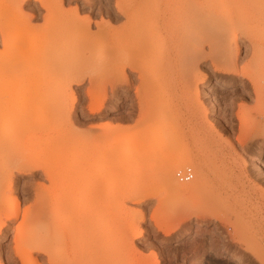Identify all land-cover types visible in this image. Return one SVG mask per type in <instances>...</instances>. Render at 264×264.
Instances as JSON below:
<instances>
[{
    "label": "rangeland",
    "instance_id": "374dc122",
    "mask_svg": "<svg viewBox=\"0 0 264 264\" xmlns=\"http://www.w3.org/2000/svg\"><path fill=\"white\" fill-rule=\"evenodd\" d=\"M16 1L0 0V264H264V23L213 29L264 0ZM129 1L149 21L139 30L152 42L125 65V79L121 32V43L115 34L103 43L102 30L127 23L114 14ZM27 22L32 33L20 34ZM137 32L133 45L143 43ZM132 35L128 57L138 47L129 49ZM56 157L68 167L86 162L87 180L67 178L65 166L57 177ZM29 162L48 163L56 180L18 171ZM185 166L195 177L181 183L176 171ZM95 170L104 176L98 190ZM37 213H50L48 221ZM42 240L47 252L31 249ZM88 242L99 249L90 253Z\"/></svg>",
    "mask_w": 264,
    "mask_h": 264
},
{
    "label": "bare ground",
    "instance_id": "6f19581e",
    "mask_svg": "<svg viewBox=\"0 0 264 264\" xmlns=\"http://www.w3.org/2000/svg\"><path fill=\"white\" fill-rule=\"evenodd\" d=\"M132 1V0H131ZM141 1V0H140ZM234 1V0H233ZM60 2H61V5H62V0H60ZM130 2V1H129ZM229 2V4H231V5H234V3L235 4H238V2H232V1H228ZM30 4V3H32V1L31 0H17L16 1V4L14 3L13 5L14 6H16L17 8L18 7H22V5L23 4ZM59 3V2H58ZM131 3V4H130ZM129 4H127V5H123L121 2H118V4H117V8H118V10L119 11H117V13H115L114 14V17H122V16H126L129 20L127 21V23H125V24H123L121 27H119L118 28V30L116 29L117 27H112L110 24H108V25H105L104 26V28H103V30H102V32H103V34H102V38H104L103 40H106V39H108L110 36H112V34H115V36H114V38L113 37H110L109 39L110 40H112V38H113V40L112 41H115V39H116V41H119L120 43H121V39L124 41H122L123 43H122V49H120V50H122V51H120L119 50V53H120V57H118L119 59H120V61H121V68L123 67V76H124V78L125 79H128L127 77H126V70L124 71V69H125V65L126 64H128V66L129 65H132L133 64V62L135 61H137L138 62V60H142V57H144L146 54H147V52L149 51V44H151V42H152V40L151 39H149V36H148V33L146 34V36H147V38L144 36L143 37V33H144V30L142 31H140L139 29H141V27H149V25L150 24H148V20H147V18L145 17V16H141V14L140 13H136V10L138 9H136V6H135V4L137 3H132V2H130ZM138 3H139V1H138ZM33 4V3H32ZM227 5H228V3H226ZM226 4H224L225 6H226ZM212 5H215L214 3H212ZM252 5H254V4H252ZM251 5V6H252ZM224 6V7H225ZM236 6V5H235ZM246 7V15L245 14H242L243 16H239V17H237V18H234V17H231V16H229V14H228V16L230 17V19H229V17L227 18V22H226V20L224 21L223 20V22L221 21V22H219V23H217V22H215V23H217V24H215L214 23V30L216 31V33H218V35L220 34V33H227V32H229L230 30H233L234 31V29H235V27H237L236 25L238 24V25H240L239 23H243L244 21L246 22V25L248 24H250V23H252V24H256V23H254V22H262V24L264 23V4L263 5H259V3H258V5H256V6H253V7ZM41 7H46L48 10H50V7L48 6V5H46V3H44V2H42V4L40 3V4H38V3H36V2H34V5H33V9L35 8V9H37V10H39ZM210 7H212V6H210ZM217 7V6H216ZM227 7H229V5L227 6ZM233 7V6H232ZM14 8V7H13ZM214 8H215V6H214ZM214 8H212V9H214ZM52 9V8H51ZM136 9V10H135ZM243 9V8H242ZM241 9V10H242ZM228 10V9H227ZM231 10V9H230ZM241 10L240 11H238L239 13L241 12ZM33 11V10H32ZM113 11V10H112ZM243 11H245V10H243ZM36 12V11H35ZM137 12H138V10H137ZM242 13V12H241ZM244 13V12H243ZM38 14V13H37ZM138 14V15H137ZM236 14V13H235ZM231 15V14H230ZM35 16H38V15H36L35 14ZM47 16H48V14H47ZM260 16H263V17H260ZM232 18V19H231ZM260 18L261 19H263V20H261V21H259L260 20ZM49 19V18H48ZM48 19H46V21L48 20ZM228 19H229V21H228ZM159 21V20H158ZM161 21V20H160ZM31 22V21H30ZM30 22H27V24L25 25V24H23L24 26H22V27H20L19 28V26H16V27H18L17 29L19 30L18 32L20 33V34H29L32 30H33V26L31 25V23ZM90 23H91V20H90V17H88V18H86V19H83L82 20V30L83 31H87V29H88V27L90 26ZM258 23V24H259ZM47 24V23H46ZM156 24H158L159 25V22H156ZM160 24H161V22H160ZM262 24H261V26H262ZM165 26V25H164ZM164 26H163V29H164ZM16 27H15V30H16ZM146 27V28H147ZM148 29V28H147ZM136 30H138V32L137 33H139V35H142V36H139L142 40V42L143 43H140V45H138L139 43H137L138 41L136 40L135 41V43H134V45H136V43H137V48H136V46L134 47V49L136 50V52H135V50L134 49H132L133 47L132 46H134L133 44H132V42H133V39L135 38L136 39V37L135 36H133L134 34V32L136 31ZM213 30V31H214ZM17 31V30H16ZM16 31H14V32H16ZM21 31H22V33H21ZM121 32V34H120V37H121V39H117L119 36V34L117 35V33H120ZM13 32V33H14ZM18 32H17V34H18ZM101 32V33H102ZM116 32V33H115ZM141 32H142V34H141ZM167 32V31H166ZM172 32V31H171ZM32 33V32H31ZM169 33H170V31H169ZM174 33V32H173ZM4 34V33H3ZM15 34V33H14ZM14 34H12V35H14ZM20 34H18V35H20ZM24 34V35H25ZM133 34V35H132ZM171 34V33H170ZM117 35V36H116ZM130 35H132L131 37H132V39H131V42L130 43H128V45L129 44H131L132 46H130L129 45V49H130V47H131V49H132V51H134V53H136V54H134V53H132V55H130V57H128L127 56V53H126V50L127 49H125L124 48V43L126 42V40L127 39H130ZM220 35H222V34H220ZM29 36V35H28ZM127 36H128V38H127ZM119 37V38H120ZM123 37V38H122ZM124 37H125V39H124ZM10 38V37H9ZM143 38H145V40L143 39ZM5 39V38H4ZM15 39V38H14ZM134 39V40H135ZM237 39V37H235V40ZM16 40V39H15ZM250 40L253 42V46H258V42H257V40L256 39H254L253 37H250ZM128 41V40H127ZM7 42V41H6ZM103 42V41H102ZM105 42H109V41H104L103 43H105ZM119 42H117V43H119ZM9 44V43H8ZM106 45H109L108 43H106ZM105 45V46H106ZM121 45V44H120ZM119 45V46H120ZM115 46V45H114ZM17 47H19V46H17ZM21 48V47H20ZM112 48L113 49H111L110 47H109V49H108V46H107V50L109 51L110 49L111 50H117V49H115L113 46H112ZM118 48V47H117ZM22 49V48H21ZM21 49H19V50H21ZM19 50H17V51H19ZM32 50V49H31ZM35 50V49H34ZM33 50V51H34ZM110 50V51H111ZM29 51L30 50H28V52H26V53H29ZM48 51V50H47ZM22 52H23V49H22ZM31 53H33L34 54V52H32V51H30ZM54 51H52V53H53ZM130 52H131V50H130ZM19 52H17L16 54H18ZM24 53V52H23ZM31 53H29V54H31ZM45 53V52H44ZM48 53V52H47ZM46 53V54H47ZM51 53V52H50ZM146 53V54H145ZM33 54H31V56H34ZM42 54V53H41ZM49 54V53H48ZM48 54L46 55V57H48ZM54 55H55V53H53ZM107 53H106V57H107ZM110 55H111V52H110ZM110 55H108L109 57H110ZM135 55V56H134ZM49 56H51V55H49ZM52 57V56H51ZM141 57V58H140ZM147 57V56H146ZM49 58V57H48ZM51 59V58H50ZM118 63H120V62H118ZM110 65V64H109ZM120 65V64H119ZM108 66V65H107ZM131 68H132V66H130ZM134 67V66H133ZM108 68H109V66H108ZM121 74H122V71H121ZM122 75H121V77H123ZM128 76V75H127ZM250 79H253L254 77L252 76V75H250V77H249ZM125 79H122V80H124L125 81ZM123 81V82H124ZM127 81H129V80H127ZM253 81V80H252ZM128 83V82H127ZM75 100H76V96H74L73 98H72V106H74V103H75ZM249 114H251V113H249ZM248 114V115H249ZM251 118V121H249L250 120V118ZM252 118H254L253 116H248L247 117V119L245 120V123L247 122L248 123V125L250 124V122H252ZM246 123V124H247ZM248 125H246V126H248ZM260 133V132H259ZM68 147V146H67ZM71 147V146H70ZM52 148V147H51ZM59 149V148H58ZM64 149V148H63ZM48 151V150H47ZM60 149H59V153H60ZM49 152V151H48ZM45 153V152H44ZM62 153V152H61ZM60 153V154H61ZM57 154V153H56ZM30 155V154H29ZM55 155V154H54ZM54 155H52L53 157H55ZM59 155V154H58ZM58 155H57V157H58ZM21 156H23V155H21ZM26 155H24V157H25ZM62 156H64V155H62ZM33 157V156H32ZM40 157V156H39ZM55 158V161L57 162L58 161V158ZM61 157V156H60ZM60 157H59V159H60ZM86 157V156H85ZM51 158V157H50ZM27 159H28V156H27ZM33 159V158H32ZM46 159V158H45ZM44 159V160H45ZM53 159V158H52ZM57 159V160H56ZM99 159V158H98ZM61 160H62V158H61ZM61 160H59V162H55L54 163V160H53V164L51 165L52 167H53V165L55 166V168H57V170H59V169H61V168H63L65 165V161H61ZM77 160V159H76ZM80 160V159H79ZM82 160V159H81ZM85 160V159H84ZM27 161V160H26ZM23 162H24V160H23ZM62 162H64V163H62ZM69 162H70V160H69ZM74 162H76L75 160H74ZM73 162V163H74ZM80 162V161H79ZM70 164V166L68 167V165H66L65 167H67L66 169H64V171H65V173L64 172H62L63 174H66V176H68L67 178H70V176L72 175V177L74 176V181H75V178L77 179H83V178H85L86 179V177H85V175H84V171H85V169L86 168H82V166L84 167H86V165H87V163L86 162H84V165L83 164H80V165H78V163L76 164V163H74V164ZM86 163V164H85ZM17 164V163H16ZM36 164V163H35ZM48 164V163H47ZM47 164L46 165H43V164H41V163H38V164H36V165H32V163L31 162H29V163H27L26 165L25 164H23L24 166H22V165H20L19 167H18V164H17V169H18V171L20 172V171H29V172H32V173H34V172H36V170H39V169H42L44 172H45V175L47 176V177H49L50 179H52V180H56L55 178H57V177H60V176H58V175H60V174H62L61 173V171H63V169H61V171L59 172H55V175H57V177H55L54 175H53V173H54V170H52V168H51V166L50 167H48L47 166ZM94 164H96V163H94ZM93 164V165H94ZM99 164V163H98ZM90 164H88V166H89ZM92 165V166H93ZM97 165V164H96ZM95 165V166H96ZM72 166H74V167H72ZM78 166H80V167H78ZM91 166V165H90ZM92 166H91V168H92ZM207 166V165H206ZM54 168V169H55ZM69 168V170H67ZM88 169L90 168V167H87ZM91 168L89 169V170H91ZM95 167H93V169H94ZM204 168V170H205V166L203 167ZM56 170V171H57ZM67 170V171H66ZM97 170H98V168H97ZM96 171V170H95ZM94 171V172H95ZM99 171V170H98ZM206 171V170H205ZM86 172H88L87 170L85 171V173ZM60 173V174H59ZM71 173V175L69 176V174ZM89 173V172H88ZM88 173H87V175H88ZM95 174V178H94V180H93V188L95 187L96 189L97 188H99V187H102V183H103V177L104 176H102V174H100V172L99 173H97V171H96V173H94ZM61 176H63V175H61ZM66 176L65 177H63V178H66ZM99 176V177H98ZM102 176V178H101V180L99 179L100 177ZM88 177V176H87ZM168 177V176H167ZM62 178V177H61ZM62 178V179H63ZM78 179L76 180V181H78ZM57 180H59V179H57ZM69 180V179H68ZM87 180V179H86ZM103 180V181H102ZM61 181V179L58 181V182H60ZM63 181V180H62ZM73 181V178H71V182H74ZM75 181V182H76ZM83 181H85L84 179H83ZM57 182V181H56ZM57 182V183H58ZM64 183L66 182V179H65V181H63ZM79 183H80V181H78ZM102 182V183H101ZM55 183V182H54ZM56 183V184H57ZM78 183V184H79ZM196 183H198V181H194V182H192L191 184H187V186H186V189L187 190H189V191H191V192H193V191H195L196 190V186H195V184ZM61 184V183H60ZM66 184V183H65ZM95 184H97V185H95ZM68 185H70L71 186V184H70V181H69V184ZM79 185H81V184H79ZM65 185H63V187H64ZM82 188V187H81ZM173 188L176 190V189H178L176 186L174 187L173 186ZM98 190V189H97ZM71 191V190H70ZM74 192V191H73ZM97 192V191H96ZM225 192V193H224ZM226 192L227 191H223V190H219V194H222V195H224V194H226ZM65 193H66V191H65ZM69 192H67V194H68ZM97 193H99V192H97ZM94 194V193H93ZM64 195V194H63ZM84 195V194H83ZM93 196V195H92ZM96 196V195H95ZM98 196H99V194H98ZM63 197V196H62ZM65 197V196H64ZM82 197V196H81ZM86 197V196H85ZM87 197H89V196H87ZM73 198H75V197H73ZM90 198H91V196H90ZM82 199V198H81ZM93 199V198H92ZM91 199V200H92ZM101 199V198H100ZM13 204H14V212H13V214H12V211H11V215H13L12 217H17L18 216V214H19V202H18V198L15 196L13 199ZM60 200H63V198L61 199L60 198ZM59 200V201H60ZM74 200V199H73ZM84 200H85V198H84ZM90 200V201H91ZM96 200V199H95ZM97 200H99V198L97 199ZM66 201H67V198H66ZM83 201V199L81 200V202ZM65 202V201H64ZM88 202V201H87ZM95 202V201H94ZM59 203V202H58ZM57 203V204H58ZM66 203H68V202H66ZM65 203V204H66ZM70 203V202H69ZM74 203V202H73ZM96 203H99V202H96ZM82 204H84L85 205V202H83ZM91 204V203H90ZM62 205V204H61ZM76 205V204H75ZM93 205V204H92ZM95 205V204H94ZM58 206V205H57ZM89 206V205H88ZM97 206V205H96ZM1 208V207H0ZM53 210L54 209H56V208H54V207H51ZM58 208V207H57ZM60 209H61V206L59 207ZM94 208V207H93ZM6 209V208H5ZM42 209V208H41ZM40 209V210H41ZM52 209H50L51 211H52ZM76 209H77V207H76ZM80 209V208H79ZM86 209V208H85ZM98 208H96L95 210H97ZM1 210V209H0ZM59 210V209H58ZM66 210V209H65ZM91 210V209H90ZM94 210V209H93ZM101 210V209H100ZM50 211V213L52 214V212ZM87 212H88V210H86ZM41 212V211H40ZM42 212H43V210H42ZM55 212V211H54ZM58 212V211H57ZM50 213H48V214H50ZM75 213V212H74ZM95 213V212H94ZM98 213V212H97ZM100 213V212H99ZM98 213V214H99ZM9 214V213H8ZM8 214H7V216H8ZM42 214H44L43 215V217L45 218V215L47 216L48 214H45V213H42ZM55 214H57V213H55ZM96 214V213H95ZM97 214V215H98ZM26 215V214H25ZM24 215V216H25ZM30 215V214H29ZM31 215H32V213H31ZM33 215H35L36 217H38V219L39 220H41V221H43L42 219H43V217L40 215V214H38L37 213V215L36 214H33ZM53 215V214H52ZM52 215H49L50 216V218L52 217ZM90 215V214H89ZM93 215V214H92ZM102 215V214H101ZM28 216V215H27ZM49 216H48V219H49ZM80 216V215H79ZM91 216V215H90ZM100 216V215H99ZM2 217V216H1ZM40 217V218H39ZM24 218V217H23ZM79 218H81V217H79ZM82 218H83V215H82ZM89 218V217H88ZM93 218V217H92ZM100 218V217H99ZM36 219V218H35ZM46 219V218H45ZM85 220H87L86 218H84ZM91 219V218H90ZM97 219V218H96ZM47 220V219H46ZM82 220V219H81ZM89 220V219H88ZM92 220V219H91ZM99 220V219H98ZM34 221V220H33ZM48 221V220H47ZM84 221V220H83ZM93 221V220H92ZM3 222V221H2ZM40 222V221H39ZM88 222H91V221H88ZM100 222V221H99ZM4 223V222H3ZM86 223V222H85ZM42 224H43V222H42ZM45 224V223H44ZM84 224V223H83ZM87 224V223H86ZM96 224V223H95ZM3 225V224H2ZM2 225L0 224V232L3 230L2 229ZM77 226H78V224H76ZM45 226V225H44ZM53 226V225H52ZM46 227V226H45ZM28 228V227H27ZM50 228V227H49ZM86 228H88L87 226H86ZM100 228V227H99ZM42 229H44V228H42ZM27 231L29 230V229H26ZM44 231H46L47 232V230H44ZM54 231V230H53ZM50 232V231H49ZM100 232V231H99ZM30 233H32V232H30ZM44 233V232H43ZM25 234H27V232L25 231H23V230H19L18 231V233H16V237L19 239L20 237H21V239H23L24 238V236H25ZM27 236V235H26ZM23 237V238H22ZM97 237V236H96ZM263 238H264V236H263ZM96 239V238H95ZM97 240V239H96ZM263 240V239H262ZM44 241V243H42ZM94 241V240H93ZM98 241H99V238H98ZM37 242V241H36ZM42 242L41 241H39V243L40 244H37V245H32L31 246V249L32 248H37V249H39V250H44V251H48V249H47V246H46V244H45V240H42ZM50 242V241H49ZM90 242V241H89ZM88 242V243H89ZM101 242H102V240H101ZM42 243V244H41ZM51 243V242H50ZM91 243V242H90ZM89 243V244H90ZM94 243V242H93ZM53 244V243H52ZM86 245H87V242L85 243ZM51 245V244H50ZM49 245V246H50ZM86 245H85V247H86ZM98 244L97 243H94L93 244V246L95 247H93L91 244H90V248L91 247H93L95 250H97V249H99V246H100V244L97 246ZM102 246H103V244H101ZM82 246H83V244H82ZM89 246V245H88ZM87 246V247H88ZM86 247V248H87ZM98 247V248H97ZM85 248V249H86ZM89 248V249H90ZM93 248H91L92 249V251L90 250V253L91 252H93ZM97 248V249H96ZM100 248H102V247H100ZM51 249V248H50ZM82 249V248H81ZM83 249H84V247H83ZM30 250V249H29ZM100 251H101V249H100ZM23 253V251H19V253ZM89 252V251H88ZM21 253V254H22ZM27 253V252H26ZM25 253V257L27 256V254ZM84 253V252H83ZM87 253V252H86ZM96 253H98V252H96ZM85 254V253H84ZM99 254V253H98ZM84 256H86V255H84ZM91 256V255H90ZM21 257H23L24 258V253H23V256H21ZM80 257H82V256H80ZM80 257H78V259L80 258ZM88 257V256H87ZM86 257V258H87ZM91 257H93V256H91ZM99 257V256H98ZM85 258V257H84ZM89 258V257H88ZM95 259H96V256L94 257ZM102 258V257H101ZM101 258L99 259V260H97V261H94V263L95 262H97V263H95V264H108V263H106V262H103L102 260H101ZM25 259V258H24ZM77 259V260H78ZM91 259V258H90ZM98 259V258H97ZM102 259H104V258H102ZM80 260H81V258H80ZM93 260V259H92ZM86 261V260H85ZM105 261V260H104ZM26 262V261H25ZM81 262H82V260H81ZM80 262V263H81ZM87 262V261H86ZM79 263V262H78ZM83 263V262H82ZM81 263V264H82ZM88 263V262H87ZM90 263V262H89Z\"/></svg>",
    "mask_w": 264,
    "mask_h": 264
},
{
    "label": "built area",
    "instance_id": "2783aa9c",
    "mask_svg": "<svg viewBox=\"0 0 264 264\" xmlns=\"http://www.w3.org/2000/svg\"><path fill=\"white\" fill-rule=\"evenodd\" d=\"M176 177L181 183L191 182L195 177V172L192 166H185L176 171Z\"/></svg>",
    "mask_w": 264,
    "mask_h": 264
}]
</instances>
